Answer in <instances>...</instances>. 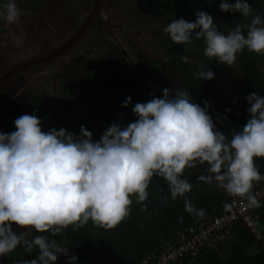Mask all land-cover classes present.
Listing matches in <instances>:
<instances>
[{
  "label": "clouds",
  "instance_id": "clouds-1",
  "mask_svg": "<svg viewBox=\"0 0 264 264\" xmlns=\"http://www.w3.org/2000/svg\"><path fill=\"white\" fill-rule=\"evenodd\" d=\"M217 7L238 12L248 23H235L222 32L209 12L197 10L192 21L174 18L161 32L173 44L188 45L193 37L202 40L204 57L230 67L245 49L264 55V15L253 14L246 0H219ZM21 15L16 0H6L0 4V27L16 24ZM180 59L190 61L188 56ZM197 69L199 79L214 77L208 66ZM149 96L132 104L135 120L111 122L98 140L83 124L77 133L64 127L42 131L40 118L28 113L13 119L15 130L0 132V256L17 246L25 253L35 247V257L22 264H54L58 254L75 264V253L68 255L55 240L44 235L26 239L23 231H13V225L53 236L89 220L114 228L128 216L133 196L140 210H146L143 202L154 175L167 182L172 200L183 197L184 211L202 218L204 209L186 196L192 185L182 178L185 167L193 163L206 164L209 175L199 176L201 181L216 182L226 193L245 199L248 207L260 206L252 189L254 182L264 179L254 162L264 158V95L252 90L244 96L247 119L230 137L216 128L208 101L203 106L195 103L188 90L165 87L159 97L151 92ZM130 102L126 96L121 106Z\"/></svg>",
  "mask_w": 264,
  "mask_h": 264
},
{
  "label": "rangeland",
  "instance_id": "rangeland-1",
  "mask_svg": "<svg viewBox=\"0 0 264 264\" xmlns=\"http://www.w3.org/2000/svg\"><path fill=\"white\" fill-rule=\"evenodd\" d=\"M93 2L16 0L22 12L19 21L0 27V74L15 62L47 51L72 35L89 13ZM246 2L252 7L253 14L264 15V0ZM3 3L6 0H0V4ZM218 3L219 0H105L101 15L109 32L102 23L94 21L67 52L51 62L19 72L0 87V132L15 130L12 121L23 113L40 118L42 131L54 127L52 119L55 120V116L59 128L68 123L64 128L73 133L83 124L92 134L95 133L93 140H98L96 137L110 124L108 119L113 122L120 118L121 123H125L128 112H122L126 117H115L113 114L120 108L131 110L132 105L122 107L118 102L114 108L116 100L130 96L136 97L130 103H136L151 97L124 51L158 96L162 88L178 87L188 90L191 99L202 105L203 100L208 98L207 91L220 84L224 77L231 80L232 86L236 85L242 80V65L248 60L256 63L257 54L245 49L237 54L236 63L230 67L217 63L214 58L208 60L204 57L202 40L193 37L188 45L173 44L161 32L174 18L183 17L192 21L197 10L209 12L222 32H227L235 23H248L238 12L219 11ZM21 38L22 42L18 44L17 40ZM181 56L190 57V61L183 62ZM262 63L258 64L263 67ZM197 65L210 67L214 77L199 79L195 75ZM94 95L103 98L101 108L97 107L96 100L93 101ZM66 104L69 106L66 107ZM87 107H90L91 114L86 111ZM93 108H111V112L98 111L95 114ZM74 109L76 115L71 113ZM67 112L76 122L74 129L69 117L62 114ZM21 230L20 226L13 225L17 234ZM256 250L255 246H251L247 252L252 255Z\"/></svg>",
  "mask_w": 264,
  "mask_h": 264
},
{
  "label": "trees",
  "instance_id": "trees-1",
  "mask_svg": "<svg viewBox=\"0 0 264 264\" xmlns=\"http://www.w3.org/2000/svg\"><path fill=\"white\" fill-rule=\"evenodd\" d=\"M240 76L242 80L227 92L219 85H214L207 91L210 100L208 112L216 128L226 137H230L233 131L239 130L247 119L245 112L247 103L243 99L244 96L252 90L264 95V73L253 61H247L242 65ZM225 108L230 111L225 112ZM218 116H223L224 119L218 120ZM254 162L259 171L264 172V158L256 157ZM204 165L206 167V164ZM201 175L208 174L200 163L185 167L182 178L192 185L191 191L186 193V196L196 208H203L205 214L213 209L218 211L225 208L227 202L215 184L201 181L198 178ZM146 191L148 197L143 202L146 210H140V205L135 202L133 196L128 216L114 228L100 227V233H93L90 228L96 225L89 220L75 229L69 225L54 236L49 232L37 233L30 227L24 236L26 239H31L34 235H44L48 240H55L59 245L64 246L67 243L73 246L77 256L75 264H135L146 253L155 250L163 239L170 238L177 228L190 224L196 219L194 215L184 211L183 197L178 196L176 200L170 198L168 184L163 177L154 175ZM226 194L229 196L228 193ZM165 197L168 199H164ZM258 211L257 234L235 223L230 235H226L216 248L207 251L192 264H264V206ZM251 246H255L257 251L249 255L247 251ZM36 254L35 247L32 253H25L22 247L17 246L7 253L9 256L7 261L0 264H22L23 261L34 258ZM54 264H67L65 255L58 254Z\"/></svg>",
  "mask_w": 264,
  "mask_h": 264
},
{
  "label": "built area",
  "instance_id": "built-area-1",
  "mask_svg": "<svg viewBox=\"0 0 264 264\" xmlns=\"http://www.w3.org/2000/svg\"><path fill=\"white\" fill-rule=\"evenodd\" d=\"M264 175V172L261 173ZM253 193L260 206L248 207L245 199L229 194V203L220 210L213 209L202 218L177 228L170 238L140 258L135 264H192L207 251L230 235L235 223L257 233L259 208L264 206V179L254 182Z\"/></svg>",
  "mask_w": 264,
  "mask_h": 264
},
{
  "label": "water",
  "instance_id": "water-1",
  "mask_svg": "<svg viewBox=\"0 0 264 264\" xmlns=\"http://www.w3.org/2000/svg\"><path fill=\"white\" fill-rule=\"evenodd\" d=\"M105 0H94L93 5L91 9L89 10V13L83 20V22L80 24V26L76 29V31L70 35L68 38H66L64 41L59 43L58 45L52 47L50 50L37 54V55H32L29 56L28 58H24L14 65H11L8 69H6L4 72L0 74V86L6 82L10 77L18 74L21 71H24L28 69L29 67H32L34 65L42 64V63H48L59 56H61L63 53L67 52L70 48L74 47V45L82 38V36L86 33V31L92 26L94 21L99 19L102 21L104 27L108 30L109 28L107 24L103 21L102 15H101V10L103 7ZM120 45V44H119ZM122 48V47H121ZM124 51V50H123ZM124 54L126 58L130 61L131 65L134 67L135 71L137 72L139 78L145 85V87L148 88V90L155 96H157L152 89L150 88L149 84L147 83L146 79L141 75L140 71L136 67L135 63L130 59L128 54L124 51ZM158 97V96H157ZM205 172L209 175V173L206 171L205 165L201 164ZM215 184L216 188L219 190L221 195L224 197L225 201L228 203L229 199L227 194L224 192V190L220 187L217 186L216 182L213 181ZM247 228V227H246ZM248 230L251 232V230L248 228ZM252 233V232H251ZM256 242H258L257 237L255 236ZM264 248V247H263ZM264 250V249H263Z\"/></svg>",
  "mask_w": 264,
  "mask_h": 264
},
{
  "label": "crops",
  "instance_id": "crops-1",
  "mask_svg": "<svg viewBox=\"0 0 264 264\" xmlns=\"http://www.w3.org/2000/svg\"><path fill=\"white\" fill-rule=\"evenodd\" d=\"M255 58V57H254ZM256 66L259 68V70L261 71V72H263L264 73V55H256ZM248 61H251V60H248ZM263 62L262 64H263V67H261L258 63H260V62ZM136 65V64H135ZM242 68V67H241ZM240 73H241V70H240ZM148 83V82H147ZM220 84H216V85H219L221 88H222V90L223 91H225V92H227L228 91V89H230L231 88V86H232V82H231V80H227V78H223V80H221L220 82H219ZM234 84V83H233ZM237 84V83H236ZM145 86V85H144ZM230 86V87H229ZM213 87V86H212ZM155 93V92H154ZM156 94V93H155ZM157 95V94H156ZM158 96V95H157ZM159 97V96H158ZM89 98V97H88ZM134 98H136V97H134ZM134 98H131V100H132V102H134ZM93 101H95V102H97V107H99V108H101V103H102V100H103V98H101V96H97V95H94L93 96ZM110 101H111V99H110ZM121 101H123L122 99H120V100H116V102L114 103V105H113V107L115 108V105H116V103H120ZM203 101H205V100H203ZM206 101H208V103H209V106H210V100H209V97L208 98H206ZM89 103H90V101H88L87 102V106H89ZM132 104H134V103H129V105H132ZM95 105V104H94ZM67 106H69L68 104H66V107ZM201 106H203V104L201 105ZM105 107V106H104ZM112 108V107H111ZM111 108H110V110H105V109H103V110H95L94 108H93V110L95 111V114H96V112H98V111H103L104 113H107L108 111H110L111 112ZM85 109V108H84ZM72 112V114L74 115H76L77 113V111H76V109H74V111L73 110H71ZM86 111L88 112V113H90L91 114V111H90V107H87L86 108ZM118 112L117 113H115V114H113V116H115V117H118V116H123V117H126V115L125 114H122V112L123 111H126V112H128L129 113V116H127L128 117V119H127V121H125V123H127V122H130V121H133V120H135L136 119V117H135V115L131 112V110H128V109H125V110H121V108L120 109H118L117 110ZM74 112V113H73ZM68 113L69 112H67V113H62L63 114V116L64 117H66V116H68ZM116 114H117V116H116ZM66 115V116H65ZM69 117V120H70V122L72 123L71 125L72 126H74L73 127V129L77 126L76 125V122H75V120H72L71 119V116L69 115L68 116ZM118 119V121L119 122H121V120H120V118H117ZM57 121H58V119L56 118V116H55V120H53L52 119V126H54L55 128H58L59 129V125L57 124ZM109 123H111L112 122V120L111 119H108L107 120ZM68 126V123L67 124H64V127H67ZM48 128H46V130H47ZM86 129H88V128H86ZM79 130V129H78ZM78 132V131H77ZM77 132H75V133H77ZM94 135H95V133H93ZM92 134V135H93ZM100 134H97L96 136H99ZM95 136V137H96ZM96 138H99V137H96ZM21 228H22V230H23V232L24 233H26V232H28L29 231V229H30V226H26L25 228H23L22 226H20ZM22 230H21V232H22ZM90 230H91V232H93V233H96V232H99L100 233V231L99 230H101L100 229V227H98V226H96V227H94V228H90ZM62 246V245H61ZM62 247H66L67 249H68V255H71V254H73V253H75V249L73 248V246H71V245H68L67 243H66V245H64V246H62ZM257 251V250H256ZM255 251V252H256ZM254 252V253H255ZM8 255L6 254V255H4V256H0V262L1 263H4L5 261H7V259H8Z\"/></svg>",
  "mask_w": 264,
  "mask_h": 264
},
{
  "label": "flooded vegetation",
  "instance_id": "flooded-vegetation-1",
  "mask_svg": "<svg viewBox=\"0 0 264 264\" xmlns=\"http://www.w3.org/2000/svg\"><path fill=\"white\" fill-rule=\"evenodd\" d=\"M104 2H105V1H104ZM103 7H104V4H103ZM103 7H102V10H103ZM102 10H101V14H102ZM96 22H100V23H102V21H100L99 19H97ZM102 24H103V23H102ZM103 26H104V25H103ZM104 29H106V28H104ZM116 45H117V44H116ZM117 46H118V45H117ZM118 47H119V46H118ZM50 49H51V48H48L47 51L50 50ZM43 52H46V50L43 51ZM43 52H42V53H43ZM29 56H31V55H29ZM27 58H28V57H27ZM23 59H24V58H23ZM21 60H22V59H21ZM19 61H20V60H19ZM17 62H18V61H17ZM17 62H15V63H17ZM15 63H14V64H15ZM14 64H12V65H14ZM9 67H10V66H9ZM9 67H7V69H8ZM5 70H6V69H5ZM5 70H4V71H5ZM4 71H3V72H4ZM16 75H17V74H16ZM16 75H14V76H16ZM14 76L10 77L9 79L13 78ZM9 79H8V80H9ZM8 80H7L6 82H4L1 86L7 84ZM142 83H143V82H142ZM1 86H0V87H1Z\"/></svg>",
  "mask_w": 264,
  "mask_h": 264
}]
</instances>
